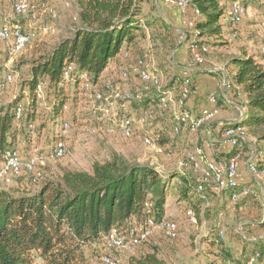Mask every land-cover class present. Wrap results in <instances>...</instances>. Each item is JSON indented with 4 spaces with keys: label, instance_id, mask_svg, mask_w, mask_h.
<instances>
[{
    "label": "trees",
    "instance_id": "16d2710c",
    "mask_svg": "<svg viewBox=\"0 0 264 264\" xmlns=\"http://www.w3.org/2000/svg\"><path fill=\"white\" fill-rule=\"evenodd\" d=\"M73 1L77 24L72 34L45 46L36 55L23 56L16 62L13 71L19 73L18 92L0 106V162L6 152L15 150L23 127H31L37 120L41 105L35 91L39 84L43 83L45 98L52 104L45 116L55 125L54 139H63L57 129L65 116L64 105L75 100V94L71 98L70 91L63 86L67 66L73 65L71 75L75 81L72 85L76 90L81 74H87L92 82L105 79L102 73L111 62L117 66L128 64L137 52L145 26H158L155 23L158 19L146 20L142 13L143 0ZM227 6V0H191L188 9L192 12L189 17L192 25H187L190 31L185 39L188 44L195 41L201 55L212 46L226 43L223 29L232 24L226 20ZM156 17L162 20L161 26L171 28L162 16ZM125 51L129 56L123 55L125 59L122 60ZM137 57L134 56L135 67ZM225 67L231 71L235 87L246 96V110L239 123L243 131L255 139L250 152L254 153L251 161L258 172L255 177L257 192L252 188L255 194L249 196L259 193L264 210V65L243 51L228 56ZM178 79L183 81L177 73ZM146 84L156 87L158 93L157 86ZM25 91L28 97H25ZM25 99L26 108L22 104ZM154 99L152 95H144L138 105L151 108L150 115L157 110L165 111L158 106L157 98ZM20 105L23 106L22 112L17 117ZM20 120L24 121L23 124L19 123ZM153 137L160 140L163 134L155 132ZM201 183L203 189L198 190ZM225 192L232 199V188L210 189L202 179L189 172L178 169L160 171L147 164L130 162L117 153L104 160L92 161L89 170L62 168L53 177L37 178L34 186L19 184L0 188V264H89L90 257L98 253L111 228L126 234L130 228L145 223L150 217L155 221L162 219L168 196L186 203V211L190 209L196 220L201 221L209 197ZM261 219L258 230H264V215ZM221 233L218 225L212 223L201 239L216 248V256L233 261V264L246 261L255 252H259L260 260L264 258L261 233L242 235V242L238 243L240 247L230 248L219 244ZM141 244L151 250L138 251L128 258L127 264H169L160 255L158 247L150 244V238L136 246ZM239 249L250 254L245 258L235 257Z\"/></svg>",
    "mask_w": 264,
    "mask_h": 264
},
{
    "label": "rangeland",
    "instance_id": "374dc122",
    "mask_svg": "<svg viewBox=\"0 0 264 264\" xmlns=\"http://www.w3.org/2000/svg\"><path fill=\"white\" fill-rule=\"evenodd\" d=\"M230 1L227 0V3ZM243 2L250 7L251 15L245 16L236 24L225 25L223 40L226 43L208 48L202 54L203 62L197 66L201 67L205 63H208L212 68L223 67L226 70V74H228L224 77L227 83L223 87H228L234 91L236 96L239 93L242 96H245V94L235 87L230 75L231 71L225 67V61L228 56L240 54L244 51L249 56L259 59L264 65V30L261 29L256 19V13L261 7L262 2L261 0H243ZM12 4L13 0H0L1 18L7 17L8 13H12V17H7L6 20H14L16 18L13 14ZM31 4L33 5L32 12L34 13V18L31 14H27L18 19L23 23L27 31L33 32L32 39L18 53L10 52L6 48L0 50V77L3 74H11L13 76V80L6 88L0 90V106L7 103L18 92L19 73L13 71L16 62L23 56H34L42 52L45 46L53 45L60 39L70 36L72 29L77 24L76 6L73 0H31ZM162 12L165 11L161 2L157 0H143L142 13L147 18L146 20L154 21L158 19L155 22L158 26H145L144 33L139 38L137 52L131 56L132 58H130L127 65L126 63L121 64V66L112 65V74L117 78L121 70L126 68L129 71V78L123 81L125 88L141 90L144 95L154 96L155 101L157 98L156 94H158L156 93V87L143 83L137 78L134 56H140L144 53L148 54L150 56L149 64L161 76L160 87L173 91L178 97L183 83L181 79L177 80L179 68L174 67V64L177 63L174 57L175 48L179 42L186 41L185 38L190 31L188 27H184L182 31H179L174 28L167 29L161 26L162 20L159 21V18L156 16H161ZM183 12L187 13V17H192L190 9ZM44 24L52 25L53 30L46 33L42 32L38 26ZM121 59H125L123 54L121 55ZM214 71L216 73L219 72L217 69ZM66 88L70 91L71 98L75 94V100L67 103L68 109L65 112V117L71 118L73 114H76L75 117L77 118L75 122L72 121L69 130L62 134L63 140H65L69 147V152L61 158L52 156V146L56 142L54 139L56 129L55 125L45 116V112L48 110L44 106L40 107L38 118L34 124L30 125L31 127L26 125L23 127L22 134L19 136L15 146V150L23 158H30L35 153L38 154L43 164H38L36 171L41 173V177H53L62 168L89 170L92 161L104 160L109 158L112 153H117L124 156L130 162L147 164L157 167L160 171L178 169L189 172L202 179L210 189H214L213 176L207 166L209 162L207 155L204 154L202 147H196L192 143L194 142L193 135L197 134V131L187 133L192 141L187 144V141H182L183 138H186L185 130H182L183 134L181 131L174 133L171 129L173 118L169 116L168 122L165 123V126L160 131L163 134V138L160 141L156 140L157 138L155 137L156 142H161L166 148L161 155L154 154L153 151L147 149L142 142L141 136L138 139H134L137 137H133L126 140L118 136V134H90V103L88 97L80 89H74L72 84ZM74 90L76 91L73 92ZM24 94L25 97H28L27 91ZM26 101L25 99L22 103L25 105V108ZM165 109L168 113H171L172 108L166 107ZM152 116H148V126L150 125ZM22 120L19 123L23 124L24 121ZM154 133L149 134L153 136ZM240 136L241 149L243 152L251 153V146L253 147L255 143L253 135L242 131ZM195 152H197L198 165L192 164L189 158L190 154ZM34 175V172H24L20 177H12L8 180L0 179V188H9L19 184L34 186L36 183ZM259 186L261 187V185ZM256 187H253L255 192H257ZM256 196L259 197V201L255 200V203H258L256 206L258 210L257 214L261 218L264 214V210H262V197L259 193H256ZM167 202L169 204L168 210L171 212V215H168L167 218L177 222L178 229L176 236L167 238L164 236L163 231L158 228L150 238V244L158 247L160 255L169 264H233V261L228 262L221 256H216V253H214L216 252V248L208 246L206 242L201 240L212 223L218 225L219 231L223 234L219 243L223 247L230 248L242 242L240 238L242 235L256 234L245 223V210H240L238 207L231 208L233 205L227 207V201L222 199L220 202V198L216 194L212 197L210 196L208 202L206 201L207 203L204 204L206 213L200 216L201 221L196 220L195 222L190 220L186 215V209H188L186 203L178 201L172 195L168 196ZM219 203H221V206ZM140 250L149 251L151 249L144 244L119 249H106L101 245L95 256H89V264H106L102 261L103 255L109 256L111 262L108 264H127L128 258L134 256Z\"/></svg>",
    "mask_w": 264,
    "mask_h": 264
},
{
    "label": "built area",
    "instance_id": "2783aa9c",
    "mask_svg": "<svg viewBox=\"0 0 264 264\" xmlns=\"http://www.w3.org/2000/svg\"><path fill=\"white\" fill-rule=\"evenodd\" d=\"M167 1L182 11L187 10L191 4V0ZM261 2L262 5L256 13V19L261 29L264 30V0H261ZM12 10L16 18L14 20H6L0 25V50L6 48L10 52L18 53L23 50L25 45L33 37V32L27 31L18 18L27 14H31L34 18V13L32 12L33 5L31 4V0H13ZM195 12H197V10H195ZM247 15H251V10L242 0H231L228 3L225 14L227 21L236 24ZM188 24L192 25V21H189ZM38 28L45 33L53 30L52 25L49 24L40 25ZM189 49L190 57L188 67H197L198 64L203 62L201 52L194 43L189 44ZM123 55L127 57L129 53L125 51ZM149 57L150 56L145 53L137 57L136 75L141 82L151 83L157 86V104L159 107L172 108L171 114L173 121L171 129L174 133H179L181 130L196 132L203 124L213 119L219 112L216 92H211L208 95V101L213 107L203 109L200 114L195 116L186 105L187 98L191 94V85L193 84L192 78L188 76L183 77L182 90L177 97L173 91L160 87L161 76L156 72V69L149 64ZM72 69L73 65H69L64 71L63 86L65 87L73 84L75 81L74 77L71 75ZM129 75V71L125 68L121 70L118 78L114 76L116 78L101 79L98 82H92L85 73L79 76L78 89L85 93L90 103L89 123L92 133L118 134L121 138L128 140L135 137L137 128H144L146 126L148 116L152 113V109L148 108L140 116H134L132 107L134 104H139L143 101L144 94L138 89L132 90L125 88L123 81L127 80ZM12 80L13 76L11 74H3V76L0 77V90L6 88ZM226 83V79L223 78L221 84L226 86ZM35 95L40 105L50 110L52 104L46 101L43 83L38 85ZM22 107L23 106L20 105L17 109V117L21 116ZM67 109L68 105L65 104V112ZM71 125L72 119L64 116L57 131L64 134L69 130ZM242 131V125L237 122L236 124L225 127L223 136L228 138L231 145L235 147L239 143ZM141 138L146 148L153 151L154 154L161 155L164 153V147L156 142L155 138L148 132H145ZM52 147V156L55 158H61L69 152V147L63 139L57 140ZM189 158L192 164L198 165L197 152L190 154ZM38 164H43V161L37 153L30 158H23L17 150H9L6 152L2 162H0V179L8 180L12 177L21 176L24 172H34L35 179L40 178L41 173L36 171V166ZM207 166L209 172L213 176V188L217 191H222L225 188H232L234 190L232 194L233 201L238 200L242 196H249L254 193L251 187L240 186L235 180L237 169L236 156L229 160L220 159L208 162ZM155 168L157 169V167ZM247 168L250 174L254 177L257 176L258 172L254 168L251 160L248 161ZM197 189L202 190L203 184H199ZM148 205H150V203ZM186 215L190 220L196 221L194 213L190 209L186 211ZM158 228L163 231L164 236L167 238L175 237L178 229L177 222L167 218V216H164L159 221H155L150 217L145 223L130 228L126 234H122L116 228H111L104 238L103 247L106 249L134 247L151 238ZM37 260L40 262L39 258ZM102 261L106 264L111 262L107 255L102 256ZM234 264L262 263L260 262L259 252H255L250 255L246 261L236 262Z\"/></svg>",
    "mask_w": 264,
    "mask_h": 264
},
{
    "label": "crops",
    "instance_id": "0c3cea01",
    "mask_svg": "<svg viewBox=\"0 0 264 264\" xmlns=\"http://www.w3.org/2000/svg\"><path fill=\"white\" fill-rule=\"evenodd\" d=\"M157 1L161 2V5L163 6L165 11L162 12L161 16L168 24H170L171 28L182 31V28L187 27L189 22L187 13L185 14L182 10L175 7L167 0ZM7 17L11 18L12 13H8ZM7 17H0V25L7 19ZM174 57L178 62V68H180V70H178L177 72L179 77L183 78L185 76H188L193 80L192 92L186 101V105L192 111V113L196 116L200 114L203 109L213 107L212 104H210L208 101V95L211 92H216L219 107V112L213 117V119L203 124L197 130V134L193 135L194 142L191 141L189 134L187 135V133H191L188 130H185L186 138H183L182 141H187V144L191 141L196 147H202L203 152L205 155H207V160L209 162L220 159H228L231 156H236L237 169L235 180L240 184V186H249L251 188L256 187V184L258 185V182L256 181L255 177L249 173L247 168L248 161L254 158V153L248 154L247 152H243L240 142L236 147H233L229 139L223 136V130L225 129V127L241 121L244 111L246 110V106L244 105L246 96H242L240 95V93L238 94V96H236L234 91H232L228 87H223V85L221 84V80L228 74H226V70L221 66L212 68L210 64L205 63L201 67L189 68L188 63L190 53L189 44L187 41L179 42V44L175 48ZM112 65H114V63L111 62L102 73V78L107 79L114 77V75L112 74ZM215 69L219 70V72L216 73L214 71ZM145 109L146 108H144V106L134 104L132 111L134 113V116H140L145 111ZM75 115L76 114H73L71 116L73 122L77 120ZM169 116L172 117V114L170 112L168 113L166 110H157L156 113H154L151 117L149 126L148 119V123L144 128L136 129L135 137L137 138L134 139L140 138V136H142L145 132H160L165 126V123L168 122ZM89 133L92 134L90 129ZM174 142L177 143L176 141ZM217 196L220 198V202L222 201V199L227 201V207H230L229 205H233L231 208L238 207L240 210H245L246 216L244 219L245 223L248 224L247 227L249 229H253L255 233H261V237H264V230L257 229L258 222L262 220V217L259 218L260 215L257 214L258 210L256 206L258 205V203H255L256 199L259 201L258 196H242L237 201H233L232 199H230L226 192L222 195L218 194ZM168 205L169 204L167 202L165 210V216L167 217L168 215H171V212L168 210ZM219 205L221 206V203H219ZM236 245L240 247L239 244ZM249 246L251 247L252 244H250ZM249 254L250 252H242L239 249V251L235 252V257L245 258V256ZM260 262L264 264V258L261 259Z\"/></svg>",
    "mask_w": 264,
    "mask_h": 264
}]
</instances>
